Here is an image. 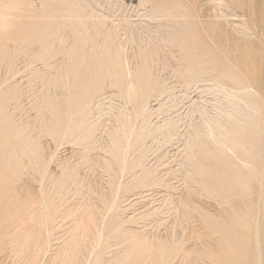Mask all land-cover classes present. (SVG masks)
Listing matches in <instances>:
<instances>
[{"label": "bare ground", "instance_id": "6f19581e", "mask_svg": "<svg viewBox=\"0 0 264 264\" xmlns=\"http://www.w3.org/2000/svg\"><path fill=\"white\" fill-rule=\"evenodd\" d=\"M244 1L140 0V6L147 12L140 18L146 20L136 21L112 19L119 16L116 15V3L110 0H39L38 16L42 20L36 31L23 33V40H20L24 44L20 51L32 53L30 61L38 60L43 64L42 82L52 90V102H43L47 105L43 115L50 118L44 121L45 130L39 139L25 136L28 124H17L15 130L0 128V229L10 230L12 234L17 232L18 241L8 234L10 231L7 234L12 237L10 240L16 241H11L15 246L20 243L18 249H14L24 255L20 253L24 264H36L38 254L44 249L43 234L61 213L72 220V230L67 233L66 243L54 251L49 264H90L91 258L95 264H174L177 261L179 264H258L264 261L263 245L259 243L255 245V252L252 251L254 256L249 258L252 248L249 242L257 235L251 227L253 215L248 199L252 197V189L250 175L246 172L252 167L249 162L252 147L244 139L247 127L254 125L246 122L249 119L246 109L251 105L245 96H238L221 83L223 76L216 65V53L227 62H233L240 70L242 81L258 90L264 88V61L259 60L258 48L251 42L230 38L229 44H225V29L217 22L200 21L204 38L198 35L196 24H189L191 18L199 17L205 3H225L242 8ZM0 3L4 4L0 11V41L5 42V33L14 30L10 19L13 11L21 6L30 10L32 5L27 0H0ZM250 3L264 29V0H250ZM2 45L0 52L5 58L7 54L3 49L8 47ZM33 48H37L38 54L33 53ZM163 68H171L176 83L187 87L199 79H210L214 84L209 89L212 98L203 94L197 100L191 99L189 111L182 113L190 95L186 93L182 98L174 93L176 87L167 84L170 78L162 81L159 76ZM105 90L110 92L111 99L131 105L134 119L144 118L142 127L129 133L121 126L123 109L117 115L110 113L116 125L108 132L109 143L102 146V151L111 155V160H104L107 158L103 155L101 158L100 155L90 157L96 150L89 144L97 143V129L88 124L91 119L85 112L89 99ZM164 95L166 98L159 101ZM153 98L159 101L157 109L149 106ZM260 114L262 119L256 130L258 139L264 143V107ZM153 118L158 123L154 124ZM45 135H68L72 143L82 148V159H92L105 173L112 174L119 168L132 173L128 191L148 186V183L166 186L168 190L162 202L175 216V225H186L194 219L191 200L199 192L219 201L220 205L226 204L228 209L225 207L224 215L214 220L211 228V235L217 236L219 245H212L210 237L202 245H157L147 234L142 235L134 229L129 232L124 223L117 222L115 231L126 233L127 244L120 255L109 262L106 256L111 254L112 245H102L107 249L101 252L96 250L100 245H95L103 223L101 202L104 203L105 194H101L96 186H89L77 170L70 168H63L49 183L51 186L48 184L49 190L41 193L31 186L30 179H24L27 174L34 180L36 174L46 173L47 160L42 146ZM154 143L158 150L165 149L166 152L177 146L176 169L169 167L161 172L146 165ZM8 148H13L14 152L4 151ZM237 149L242 154L237 153ZM229 154L244 163L245 168L228 161L219 170L216 162ZM259 159L264 160V151L259 154ZM215 172L225 175L222 184L230 186L219 196L222 200L213 192L199 189V186L204 188V177L213 176ZM263 176L264 165L257 171L261 195L264 194ZM173 180L184 181L185 190L181 196L172 193L177 189ZM71 197L75 198L73 204H69ZM64 203L67 206L63 211ZM156 210L154 214L160 209ZM149 214L151 211L148 210Z\"/></svg>", "mask_w": 264, "mask_h": 264}, {"label": "rangeland", "instance_id": "374dc122", "mask_svg": "<svg viewBox=\"0 0 264 264\" xmlns=\"http://www.w3.org/2000/svg\"><path fill=\"white\" fill-rule=\"evenodd\" d=\"M245 1V6L242 8L231 6L229 4L227 5L225 3H205L202 6L199 17L195 16L191 18L189 24L192 26L196 24L194 27L199 31L198 35L201 38H204L200 21L217 22L225 29L226 35L224 41H227L225 44H229L230 38L251 42L258 48L259 60L264 61V29L262 28L258 17L253 14L254 10L251 8L250 0L249 3L248 0ZM27 2H29V5H32H28L30 10L21 6L17 10L13 11V15L10 19L12 21V25L14 26V30H9L5 33V35H7L5 42L0 41V43L3 44V47H8L7 50L3 49V51L6 52L7 57L4 58L0 52V56L2 57H0V128H10L15 130L17 124H28L29 129L24 132L25 136H32L39 139L43 134L42 130H45L44 121L46 118H50L43 115L45 106L47 107V105L43 104V102H46V100L48 102H52L50 98L52 90L47 89L42 82L41 77L44 75L42 72L44 69L42 62L38 60L30 61L32 53L28 52L26 54V52L21 53L20 51V47L24 44V41H21L23 40V33L26 31H36L40 21L42 20L38 16V12H40L41 8L38 7L39 0H27ZM110 2L116 3V9L118 10L116 15L119 16L113 17L112 19H131L136 21L146 20L144 17L140 18V15L147 13L145 11V7L140 6V0H110ZM3 5L4 4L0 3V11ZM215 5L217 6L215 7ZM148 10H151V8L148 7ZM206 16L208 18H206ZM200 17L202 19H200ZM33 53L38 54L37 48H33ZM216 54V65L219 72L223 76L220 79L221 83H224L227 88H231L233 93L238 96H245L246 101L251 105L250 108L246 109L249 117V119H246V122H249L250 124L253 123L254 125L247 127L248 131L246 136H244V139H246L252 147L250 149L251 156L249 159L251 164L250 166L252 167L246 172L250 175V186L252 189V197L251 199H248V203L251 206V216H254L251 217V227L257 235L253 234L255 236H252L253 240L252 242H249L252 247L249 250L250 258L251 256H254L252 251L255 252V245L258 243L259 245H263L261 246V250L264 255V194L261 195V186L259 183L260 177H257V171H261L262 166L264 165V160L260 161L259 159V154L264 151V143L263 140L260 138L258 139V133L256 130L257 123L261 122L262 119L260 110L264 107V88L262 90H258L255 87H250L249 83H244L242 81V75L240 74L239 68H236L233 62H227L226 58H223V56L219 53ZM163 69V72H160L159 76L162 81L170 78L167 81V84L176 87V89H174V93H177L178 96H182V98L186 97H184L186 93L190 95H188L190 99L185 102L186 106H184L181 110L182 113L189 111L187 108L189 107L191 99L197 100L203 94L204 97L212 98V95L210 94L211 91H209V89L213 88L212 86L214 84H211L213 82H211L210 79L206 81L204 80L205 82L202 79H199L198 82L191 84V87H187L185 84L176 83V79L173 78L174 72H172L171 68ZM224 93L226 92L224 91ZM261 95L263 96V99ZM164 98H166V95L162 96L158 100L163 101L162 99ZM159 101L153 98L151 99L149 106L157 109L160 107L158 105ZM121 110L124 111L122 116L124 119V126L123 124L121 126L125 127L129 133H131L135 128L142 127L144 124L143 116L134 119L132 116V106H129V104H126L120 99H111L110 92L105 90L89 99V103L85 106V112L91 119L88 124L97 129L96 140L98 143V145L97 143L89 144L90 147H92V145L96 147V152L94 151L95 153L93 152V155L90 154L91 158L97 155H100L101 158L103 155L102 157L107 158L104 160L112 159L111 155L105 154V152L102 151V146L108 145V132L110 130L113 131V126L115 127L116 125L114 119L110 118V113L112 112L117 115ZM242 120L245 121V119ZM7 121H9V124ZM105 123H107V125H105ZM153 123H158V120L153 118ZM71 140L72 139L68 135H59L57 137L50 135L43 136L42 146L47 160L46 173L43 171V175L36 174L34 180L32 179V175L29 176V174H27L24 176V179H30L31 186H33L34 189H37L38 192L40 190L41 193L42 190H49L51 186L49 183L61 174L63 168H70L77 170L81 179L87 181L89 186H96L97 190L100 191L101 194H105L106 197H104V203L101 202L103 208L102 212H104L103 223L101 224L99 237L95 245H100L101 248L98 247L96 249L99 252L107 249V247L102 248V245H112L110 249L111 254L106 256L109 259V262L114 259V256L118 254L120 255L127 244L124 238L126 233L123 234L119 232V234H117L115 231L114 224L117 222L124 223V226H126V229L129 232L134 229L138 230V232L142 235L147 234V236H150L152 242L157 245H202L201 243H204L205 239L210 238L213 240L212 245H219L217 236L211 235L213 234L211 228L214 226V222L222 217L225 210L228 209L226 204L220 205L221 203L219 201L212 200L199 192L198 194L193 195L191 200L194 219L191 222L186 223V225H175V216L168 211L169 208L162 202L164 195H166V190H168L166 186L164 187L161 183H148V186H142L134 191H128L127 187L132 182V173L127 170L122 171V168H119V171L113 172L112 174L105 173L99 166H96L97 164L92 162V159H89V161H85L88 159H82V152H80L82 151V148L76 146L71 142ZM153 147V149L152 147L150 148L148 153L149 158L146 161V165L149 168H158L161 172L166 171L169 167L173 169L177 168L178 159H176V157L178 149L176 145L171 147L168 152H166L165 149L158 150L156 143H154ZM8 150L11 151V153L12 151L14 152L13 148L4 149V151ZM237 153L242 154L240 149H237ZM229 155V157L223 158L222 161H220L221 163L219 161L216 162L219 170H222L223 166H225L224 164L228 161H233L239 168H245V164L237 160L233 154ZM229 171L230 170L228 169V172ZM243 171L245 172V170ZM174 176L175 175H173V177ZM263 178L262 180L264 182ZM204 180V188L199 186V189L213 192L218 197L220 195L222 196L224 192L230 189L229 185L222 184L225 182V175L220 176L217 172H215L213 176H205ZM172 183L175 187H177V189L175 191L173 190L172 193L175 194L176 197L181 196L185 190L184 181L177 182V180H173ZM237 192L238 190H235V193ZM220 199L222 200L223 198L221 197ZM74 201L75 198L71 197L69 204H73ZM66 206L67 203H64L62 210L65 209ZM156 209L160 210L157 214H154V211H157ZM148 210L151 211L149 216L147 215ZM60 215L58 214V219L56 218L57 220L55 219L54 223L50 225L47 231L43 234L44 240L42 245H44V249L38 254L36 264H49L50 260L52 261L51 256H54L53 254L57 252V249L66 243V238H68L67 233L72 230V220L67 217V215L64 216L63 214L61 217L63 216L64 218H60ZM63 219L66 220L64 221ZM61 220H63V223ZM135 222L138 224H135ZM259 227L261 230H259ZM5 231V229H0V264H22L24 260L21 259L24 257L22 258L21 255H24L16 250L18 249L17 246L20 244V241L17 242L19 244L15 246L14 243H11L12 240H10L12 238L10 236H13V238L16 239L15 235L17 232L15 233L13 231L12 234L11 231L8 230L10 231H7L8 234H10L9 236ZM256 236H258L259 239L256 240ZM212 240L206 241L212 242ZM12 242L16 241L13 240ZM14 247L16 249H14ZM99 248L101 250H99ZM261 262L258 264H264V261L262 263ZM90 264H95L93 262V258L90 259ZM174 264L179 263L177 261V263L174 262Z\"/></svg>", "mask_w": 264, "mask_h": 264}]
</instances>
